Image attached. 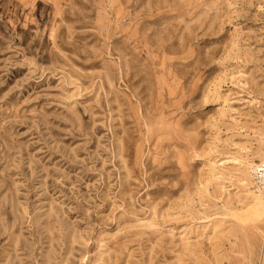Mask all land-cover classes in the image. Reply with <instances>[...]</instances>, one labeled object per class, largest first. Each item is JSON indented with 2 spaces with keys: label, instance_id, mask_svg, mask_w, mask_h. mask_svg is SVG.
<instances>
[{
  "label": "rangeland",
  "instance_id": "obj_1",
  "mask_svg": "<svg viewBox=\"0 0 264 264\" xmlns=\"http://www.w3.org/2000/svg\"><path fill=\"white\" fill-rule=\"evenodd\" d=\"M262 162L264 0H0V264H264Z\"/></svg>",
  "mask_w": 264,
  "mask_h": 264
},
{
  "label": "built area",
  "instance_id": "obj_2",
  "mask_svg": "<svg viewBox=\"0 0 264 264\" xmlns=\"http://www.w3.org/2000/svg\"><path fill=\"white\" fill-rule=\"evenodd\" d=\"M251 175L257 190L264 194V162L255 164L251 169Z\"/></svg>",
  "mask_w": 264,
  "mask_h": 264
},
{
  "label": "bare ground",
  "instance_id": "obj_3",
  "mask_svg": "<svg viewBox=\"0 0 264 264\" xmlns=\"http://www.w3.org/2000/svg\"><path fill=\"white\" fill-rule=\"evenodd\" d=\"M250 175H251V173H250ZM251 176H252V175H251ZM261 195H263V194L260 193V194L255 198V205H254L253 210H255L257 207H260V202L257 201V200H258V197H260ZM263 216H264V215H262V216L258 215V216H256V217H258V219H259V218H262Z\"/></svg>",
  "mask_w": 264,
  "mask_h": 264
}]
</instances>
